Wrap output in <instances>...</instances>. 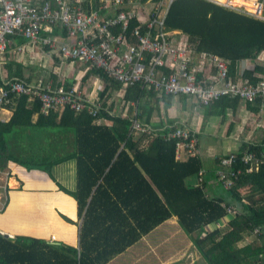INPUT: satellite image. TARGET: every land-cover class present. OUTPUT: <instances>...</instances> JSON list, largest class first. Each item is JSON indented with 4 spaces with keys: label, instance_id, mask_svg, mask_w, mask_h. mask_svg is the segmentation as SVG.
I'll return each mask as SVG.
<instances>
[{
    "label": "trees",
    "instance_id": "obj_1",
    "mask_svg": "<svg viewBox=\"0 0 264 264\" xmlns=\"http://www.w3.org/2000/svg\"><path fill=\"white\" fill-rule=\"evenodd\" d=\"M136 23L132 20L130 28ZM164 25L168 31L185 35L196 52L228 59L233 81L255 84L263 78V64L256 63L238 74L236 63L254 60L264 51V21L213 0H173ZM17 40L26 41L22 37ZM20 66L14 77L30 81L23 77ZM89 74L107 82L101 97L108 88L122 91L128 106L125 114L114 112L116 101L107 102L106 97L95 116L85 108L76 111L69 106L45 115L37 102L29 104L20 96L7 105L12 110L10 118L0 121V169L7 170L13 162L27 170L46 172L55 181L54 168L74 162V187L56 184L76 202L78 245L0 232V264H106L172 216L208 264H264V132L259 140L242 141L232 151L237 155L232 167L240 172L229 188H224L216 175L227 153L216 157L212 176L220 191L208 192L198 134L195 155L177 158L179 139L165 135L185 125L174 119L165 125L152 120L161 107L166 111L171 106L173 96L158 95L139 83L123 87L100 69L90 68L85 76ZM52 81L67 88L72 84L55 74ZM179 97L182 100L184 96ZM241 103L237 97L222 96L204 107L207 115L223 119L229 110L235 114ZM244 103L253 112L262 105L260 101ZM134 119L151 133L133 129ZM245 151L260 158L251 171L240 161ZM200 171L202 181L193 185ZM58 202L67 203L53 199L49 204ZM227 206L233 207L235 214L229 215ZM225 217L226 225L217 226ZM250 234H255L254 239L244 242Z\"/></svg>",
    "mask_w": 264,
    "mask_h": 264
},
{
    "label": "built area",
    "instance_id": "obj_2",
    "mask_svg": "<svg viewBox=\"0 0 264 264\" xmlns=\"http://www.w3.org/2000/svg\"><path fill=\"white\" fill-rule=\"evenodd\" d=\"M172 1L97 0L95 4V0H0V59L10 49L14 36L22 37L31 45L47 47L61 63L82 62L102 70L123 87L139 83L158 95L188 97L199 106H207L222 96L264 104V76L255 84L233 81L228 59L215 53L196 52L185 35L165 29L164 18ZM213 1L264 21V0H241L240 4L232 0ZM134 19L137 23L130 28ZM256 63L264 65V51L254 60L237 61V73ZM20 96H25L29 104L37 102L45 115L66 106L76 111L85 108L94 116L102 109L98 97L91 99L75 86L54 85L52 79H0V113ZM132 127L152 131L136 119ZM165 137L179 139L177 158L195 155L198 140L193 128L183 126ZM236 156V152H229L220 160L222 167L216 175L224 188L231 187L240 172L232 167ZM240 161L248 164L246 170L251 171L257 168L260 158L245 151ZM4 170L0 169L6 177L0 188L5 194L10 171ZM201 173L193 185L201 183ZM6 206L7 198L3 201L0 196V213ZM226 209L229 215L235 214L233 207Z\"/></svg>",
    "mask_w": 264,
    "mask_h": 264
},
{
    "label": "crops",
    "instance_id": "obj_3",
    "mask_svg": "<svg viewBox=\"0 0 264 264\" xmlns=\"http://www.w3.org/2000/svg\"><path fill=\"white\" fill-rule=\"evenodd\" d=\"M17 39L18 37H14L12 39V45L9 49L10 51L8 50L5 56L0 59V79L14 77L15 72L18 69V65L21 64L20 57H22L23 55H28V56H30L31 54L34 55L35 51L38 50V48L35 45H31L27 41L19 42ZM55 60L56 63L60 62V61L58 62L57 59ZM61 66H62L61 75H60L61 77L59 79L62 81H71L72 82L71 86H75L79 88L86 96H89L91 99L98 97L100 100H103L107 97V102L116 101V98L115 99L113 97L111 98V95L113 93L114 95H116V93L117 95L122 93V91H116L115 89L108 88L104 96L101 97L100 94L105 89L107 82L99 78L97 74H89L88 76H85L90 68L82 62L70 60V61L62 62ZM21 67L22 65L20 66V68ZM249 67L252 66L249 65ZM192 104L194 106L196 105L193 102ZM253 104L254 103H252V105ZM173 105L174 103L172 102L171 106L167 108L166 111L160 109V113L155 114L152 120L154 122L160 121L163 125H165L167 124L168 119H174L183 125H187L193 128L198 134V137L200 134L199 131H201L202 133L204 132L206 136H211L214 138L213 141L208 140L204 144H201L199 140L198 151L203 162V168L207 171L206 177L209 183L208 192L217 190V184H215L212 176L213 170L217 167L216 157L224 155L231 151H235L234 147L240 145L242 141H255L261 138L264 132V104L260 105L258 112H253L247 109L245 103L242 102L237 112L233 114L234 117L229 121L228 119H226V122L228 121V124L231 127L232 122H235L236 124L240 122L239 119L237 118V114L241 119L243 116L247 118V122H248L247 134L246 136H244V138L240 137V139H239L238 129L242 125L235 126L234 133L229 134L228 132H226V133L218 134L219 126L221 125V122H224L223 120H225V118L223 119L221 118V122L218 120V122L216 123L206 124L207 123L206 117L211 115H207L206 113H204L203 115L200 116L199 113H196L195 115L191 114L192 120H190V122L188 123H185L187 119L184 118V116L179 118L175 117V115L173 114L174 112L172 111ZM127 108H128L127 104L125 103L118 104L116 102L113 111L117 113L125 114ZM229 111H227V113ZM11 115H12V110L10 109L2 110L0 113V117H1L0 121H7ZM103 121L109 123L106 120ZM206 126L213 127L212 129L214 131L211 130L209 132L206 129ZM202 127H204L203 130H200ZM23 168L24 167L17 165L13 162H10L8 164L7 169L12 172L13 169H15L13 175L16 176V178H14L13 176H9L10 180L8 181V184H10V186L12 187L9 190V192L11 190H15L18 187L22 188L24 186L23 173L26 169L24 170ZM47 176L52 186L43 190L45 191L42 192L44 198L38 199V198L26 197L24 198L25 200L24 203H19V201L16 199V200H12L11 204L9 198V202L7 204L9 210L7 211L6 214H5L6 209H4V212L0 213V219H4V220H0L1 221L0 232L7 233L10 236H14L18 234L16 232L18 231V229H20L21 231L24 230L28 231L29 229V232L33 231L31 235L29 234L30 236L44 238L49 242H63L77 247L78 228L80 221L79 220L77 221L76 202L70 195H67V193H64L62 190H60L58 185L56 184V182L58 181L60 184L67 186L66 184H64V180L62 177L60 178L57 177L55 181H53V179L50 178L49 175ZM21 195H23V197L25 196L24 193H22ZM61 196H66L70 199L73 206L71 215L62 212L56 206H52L53 204L50 205L51 204L50 202L53 199L67 202V199L66 198L64 199V197ZM35 200L37 201V207L38 205H40L39 209L41 211L44 210L43 214L42 213L40 214L41 217L39 219H37L36 217L30 218L31 217L30 212H32V210H34L33 208L36 206V204L34 205ZM56 205H61V203L58 202V204ZM13 207L15 208L14 210H19L21 207H23V209L25 210H21V212H19V216H17L16 213L9 214V211ZM26 210H29L27 212L28 217L24 215ZM62 215L66 216L73 222H68L64 220L62 218ZM23 218L30 220V223H28L29 226L28 229H26L27 222H23L24 223L22 224L23 228H20V225L16 226L14 224V223H18L19 222L18 220ZM227 219L228 217H225L217 223L221 225L223 224L226 225ZM33 227L36 228V230ZM3 229L5 232L2 231ZM157 230H163L164 232L163 234H160L158 236L153 235ZM254 237L255 235L253 234L246 235L243 241L244 242L251 241L254 239ZM118 258L120 259V261H117ZM126 263L127 264H208V262L205 260L203 255L198 251V249L194 245L191 236L183 231V229L181 228L177 219L174 216L160 223L158 226L153 228L147 234L143 235L136 243L131 245L128 249H126L125 251L117 254L112 259H110L106 264H126Z\"/></svg>",
    "mask_w": 264,
    "mask_h": 264
},
{
    "label": "rangeland",
    "instance_id": "obj_4",
    "mask_svg": "<svg viewBox=\"0 0 264 264\" xmlns=\"http://www.w3.org/2000/svg\"><path fill=\"white\" fill-rule=\"evenodd\" d=\"M232 2H235V1L232 0ZM245 4L250 5L247 2H245ZM37 48H38V50L35 51L34 55L33 54H31L30 56L23 55L22 57H20V59H21L20 63L22 65L20 70H21V73H22L23 77L24 78L29 77L30 80H35V79H37L39 77L46 78V79H52V75L55 74L58 78H60L61 77L60 75H61V67H62L61 65H62V63H56L55 56L53 54H49L47 52V50H45L44 48H41L40 46L37 47ZM121 95L122 94L117 95V93H116V95H114V93H113L111 95V98L112 97L114 99L116 98V102L118 104H122L124 102L122 100V96ZM172 102L174 103L173 108H172V111L174 112L173 114L175 115V117H178V118L184 116V118L187 119V121L185 123H188V122H190V120H192L191 119V117H192L191 114L195 115L196 113H199L200 116H201L204 113H206V109H207L206 107L199 106L196 102H194L192 99H190L188 97H184L183 100H181L179 96L173 97L172 98ZM192 102L194 104H196V105L194 106L192 104ZM161 109H163V108L161 107ZM233 117H234V115L230 111L226 114L225 120H223L224 122H221V116H219V117L218 116L217 117L207 116L206 117V120H207L206 124H208V123H212L213 124V123L218 122V120H219L221 122V125L219 126L218 134L219 133H226V132H228L229 134L234 133V131H235L234 127L238 126V125H242L238 129V133H239V139H240V137L244 138V136H246L247 130H248L247 129V123H248L247 122V118L245 116H243L242 119H241L238 116V114H237V118L239 119L240 122L237 123V124L235 122H232V126L230 127L229 124H228V121L231 120ZM154 119H156V118H154ZM226 119H228L227 122H226ZM185 126H187V125H185ZM203 128L204 127H202L200 130H203ZM212 128L213 127L206 126V129L209 132L211 130H213ZM199 133L200 134H199L198 139L200 140L201 144L206 143L208 140H210V141L214 140L213 137L206 136V134H204V132L202 133L201 131H199ZM206 138H207V140H206ZM238 147H239V145L234 147L235 148L234 150H237ZM23 169L25 170L26 168H23ZM24 170H22V171H24ZM14 172H15V169H13V172L10 171L9 176H13L14 178H16V176L13 175ZM1 174L2 173H0V175ZM23 174H24V179H23L24 186L22 188L18 187L15 190H11L9 192V190L12 187L10 186V184H8L9 188H7V192L5 191V194H4L3 188L2 187L0 188V196L2 197L3 201H5V199L7 198V204L9 202V198H10V204H11L12 200H16V199L19 201V203H24L25 202L24 198H26V197L42 199V198H44L43 195H42V192H45L43 190H45V189H47V188L52 186V184L48 180V176H47L48 174H46L43 171H40V170H27L26 169ZM53 174H54V176L56 178L57 177L58 178L62 177L63 180H64V184H66L67 187H70V188L74 187V184H75V167H74V162L73 161H67V162H64V163H61V164L57 165L54 168V170H53ZM5 179H6L5 175L4 174L1 175L0 184L4 185ZM9 180H10V177L7 178V181H9ZM19 191H21V192H19ZM217 191H220L219 185L217 186ZM22 193L25 194L24 197H23V195H21ZM35 204H36V206L33 208L34 210H32V212H30L31 213V217L30 218L36 217L37 219H39L41 217L40 214L41 213L43 214L44 210L41 211L39 209L40 205H38V207H37V201L36 200H35L34 205ZM53 206H56V207H58V209H60L59 208L60 205H53ZM70 208L71 209L73 208L72 203H70ZM14 209H15L14 207L11 208V210L9 211V214L16 213L17 216H19V212H21V210H25V209H23V207H21L19 210H14ZM8 210H9V207L6 209L5 214L7 213ZM60 210L62 212H64L62 209H60ZM28 211L29 210H26V212L24 214L26 217H28V214H27ZM71 212H64V213H67V214L71 215ZM7 216H8V214H7ZM1 217H2V214H1ZM62 218H63V216H62ZM0 220H4V219H0ZM18 221H19L18 223H14L16 226L20 225V228H23L22 227L23 226L22 224H24L23 222H27V228L26 229H28V227H29L28 223H30L29 219H24L23 218V219H19ZM77 221H78V219H77ZM217 226H225V224L221 225V224L217 223ZM34 229L36 230V228H34ZM2 231L5 232L4 229ZM16 232L18 234H22V235H29V234L31 235V233L33 231L29 232V229H28V231L27 230L21 231L20 229H18V231H16ZM163 232H164L163 230H157V231H155V233L153 235L158 236L160 234H163ZM253 235H255V234H253ZM117 261H120V259L118 258Z\"/></svg>",
    "mask_w": 264,
    "mask_h": 264
},
{
    "label": "bare ground",
    "instance_id": "obj_5",
    "mask_svg": "<svg viewBox=\"0 0 264 264\" xmlns=\"http://www.w3.org/2000/svg\"><path fill=\"white\" fill-rule=\"evenodd\" d=\"M218 1H224V0H218ZM235 2H233L234 4H240L242 3L241 0H234ZM249 4H251V2H247ZM64 197V199H67V203L66 205H64V203L62 205L59 206L60 209H62L64 212H70L71 208H70V199L66 196H61ZM65 202V201H63Z\"/></svg>",
    "mask_w": 264,
    "mask_h": 264
},
{
    "label": "water",
    "instance_id": "obj_6",
    "mask_svg": "<svg viewBox=\"0 0 264 264\" xmlns=\"http://www.w3.org/2000/svg\"><path fill=\"white\" fill-rule=\"evenodd\" d=\"M4 235H5V236H8V234H7V233H4Z\"/></svg>",
    "mask_w": 264,
    "mask_h": 264
}]
</instances>
